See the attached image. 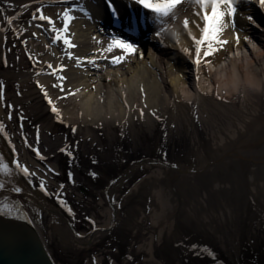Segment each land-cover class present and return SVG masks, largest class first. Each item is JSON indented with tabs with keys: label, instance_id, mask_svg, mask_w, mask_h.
Returning a JSON list of instances; mask_svg holds the SVG:
<instances>
[{
	"label": "bare ground",
	"instance_id": "bare-ground-1",
	"mask_svg": "<svg viewBox=\"0 0 264 264\" xmlns=\"http://www.w3.org/2000/svg\"><path fill=\"white\" fill-rule=\"evenodd\" d=\"M192 1L193 6L185 8L181 18L176 15L184 2L167 16L146 8L140 0H64L61 5L46 9L41 0H10L4 4V8L1 7V13L4 11L1 20L10 16L13 20L22 21L20 34L23 37H38L41 42L37 49L40 61L36 62L34 72L32 65L19 60L17 54L11 58L6 55L1 57L0 70H6V74L0 72V123L5 126V131L0 132V156L4 163L9 164L12 175L0 173V180L3 179L5 183L0 193L20 198L53 264L56 263L41 237L40 218L50 216L57 227L66 226L74 235L73 240L80 241L73 224L61 210L52 206L45 194L23 187V176L18 174L16 164L10 159L15 152L32 149L28 144L17 146L13 145L14 142L10 143L7 138L11 134L18 140L27 139L28 134L32 133L33 137H41L42 141L51 135L56 136V131L65 128L75 131L80 136V146L89 150L99 149L94 144L93 131H101V135L108 139L113 137L115 130L122 128L127 137V134L136 132L134 127L137 125L146 126L155 121L166 123V134L170 138L178 135L187 138L198 136L208 141L214 136L224 135L232 122L235 126L241 123L242 128L248 126V131L237 137L238 141L228 144L225 151L218 154L219 158L204 166L202 162L197 163L204 167L199 172H205L196 181L198 187L202 186L201 183H208L210 187L201 195V202H194L191 208L198 212L206 201L211 210L219 207L225 212L222 222L224 229H219L212 213H193L192 217L184 219L187 223L195 219V222L204 223V227L208 224L207 235L224 242L233 256L238 255L242 223H254V231L256 224H264V211L259 210L264 206V200L260 202L257 199L264 194V119L252 117L247 125L246 119L245 122L241 120L244 119L241 112L229 103L236 97L245 102L264 96V7L260 6L259 0H234L235 16L225 17L224 27L219 34V39L227 43L212 56H202L201 64L197 66L193 37L203 38L205 22L203 9L195 0ZM38 8L54 21L56 32L52 31L53 26L47 21L38 19ZM208 11L211 12L210 7ZM65 12L74 17L68 22L66 32ZM233 18L234 22L231 20ZM186 20L187 27L184 23ZM235 20L242 31H234ZM57 35L61 37L60 40L56 39ZM237 35L241 37L239 45L236 44ZM65 38L69 39V45L63 43ZM122 44L131 45V50L122 47ZM0 49L6 51L2 38ZM237 51L240 53L238 56L235 54ZM21 54L23 57L26 53L22 51ZM117 58L122 59L114 64L113 60ZM203 74L208 77L205 78ZM45 93L48 95L45 96ZM217 97L221 101H216ZM196 98L197 111L183 109L182 105ZM52 105H55L59 115L51 111ZM197 121L201 123V128H196ZM19 129L29 132L24 135ZM56 144L53 146L50 143L45 148L38 142L34 145L38 151L45 153L70 150L60 137ZM102 150H105L104 145ZM205 168L207 170L204 171ZM174 169L181 175L197 171L177 165ZM132 173L133 170L129 169L123 175ZM182 180L187 182V176H182ZM15 187H20L22 191L14 192ZM162 193H159L158 199L163 208L155 215L157 220L165 217L162 214L168 207L170 210L175 207L169 205L170 198L162 196ZM219 194L227 196L223 199L224 205L218 200ZM235 195L250 201L238 207L234 202ZM107 196L109 204L116 206L109 192ZM251 202L255 204L251 208L253 214L250 218L241 217V210L245 211ZM111 211V221L107 225L114 221L112 217L115 213L113 209ZM107 225L97 227L90 237L94 239L100 232L106 231ZM151 247L150 254H153ZM148 261L152 264L154 259Z\"/></svg>",
	"mask_w": 264,
	"mask_h": 264
},
{
	"label": "rangeland",
	"instance_id": "rangeland-1",
	"mask_svg": "<svg viewBox=\"0 0 264 264\" xmlns=\"http://www.w3.org/2000/svg\"><path fill=\"white\" fill-rule=\"evenodd\" d=\"M8 1L10 2L0 0V9L4 8ZM41 1H44L46 9L59 6L64 0ZM191 1L185 3V0H180L178 6L184 3L176 15L178 18L184 14L185 8L193 6ZM3 13L0 11V39H3L6 51L0 49V63L2 56L11 58L17 54L19 60L32 65L31 70L34 72L36 62L40 61L37 49L41 40L38 37H23L20 34L22 21L13 20L10 16L3 21L1 20ZM231 20L234 22V18ZM237 25L238 22L235 20L234 31H242ZM22 51L26 53L23 57ZM5 71H2L3 75ZM256 98L243 102L242 98L236 97L229 102L241 112L244 118L241 120L245 122L246 119L247 125L252 117L260 116L264 119V96ZM216 101L221 100L217 97ZM197 102L198 98L193 99L182 105L183 109L197 111ZM248 115L251 117L246 118ZM233 124L234 122L230 124L231 126L228 125L230 129L224 135L214 136L208 141L198 136L190 137L191 139L181 135L170 138L169 134H166L168 133L166 123L155 121L146 126L137 125L134 127L136 132L127 134V137L122 128L115 130L113 137L108 139L101 135V131H93L91 134H94V144L99 149L89 150L80 146L82 145L80 136L76 135L75 131L65 128L54 131L56 136L46 137L43 142L41 137L35 138L32 133L28 134L27 139L16 136L18 140H15L12 134L7 139L10 143L14 142L13 145L24 143L31 146L32 150L15 152L10 159L12 163L16 164L18 161L36 174L29 183L28 177L23 176L18 170V174L23 176L25 183L23 187H30L45 194L52 206L61 210L73 224L75 235L80 241L73 240L74 235H71L66 226L57 227L50 216H42L43 218L39 220L41 237L56 264H151L148 261L151 258L154 259L152 264H264V224L262 226L256 224L257 228L254 231V223H242L238 255L233 256L224 242L216 241L209 233V236L207 235L208 224L205 223L204 227V223L195 222V219L188 223L184 219L194 214L212 213L216 217L214 219L218 221L219 229H224L222 222L225 212L219 210V207L213 209L216 210L214 212L207 206V201L198 212L191 207L194 202H201V195L210 187L207 181L206 185L201 183L202 186L198 187L196 181L198 177L205 175V172L204 174L199 172V169L204 167L197 163L202 162L204 166L219 158L218 154L225 151L228 144L238 141L237 137L248 131V126L242 128L241 123H237L236 126ZM195 126L201 128V123L197 121ZM27 132L29 131L24 130L22 133L25 135ZM59 137L62 141L65 140L70 150L45 153L38 151L34 145L38 142L41 146L45 143L43 148L48 147L50 143L57 146L56 141ZM103 145L105 150H102ZM4 151L7 153L6 148ZM69 152L72 153L71 156L68 155ZM41 156L44 159H41ZM172 165L197 171L194 174L181 175ZM129 169L133 170V173L124 176L123 173ZM182 176H187L188 181L183 182ZM2 180L0 181L3 183ZM41 181L45 190H41L39 186ZM185 190L188 192L187 195ZM107 192L112 200L115 199L116 206L109 204ZM161 192L162 196L170 198L169 205L175 207L172 210L166 207L162 214L165 217L157 220L155 215L163 208L158 199ZM260 195L257 199L261 202L264 200V194ZM226 198L225 195H218L222 205L223 199ZM61 200L65 203L61 204ZM249 201L243 196L234 197L237 206L240 204L245 206ZM252 203L251 207L246 206L245 211L241 210V217L250 218L253 214L251 208L255 205ZM261 207L259 210L263 212L264 206ZM112 209L116 216L113 214L114 221L107 225L111 221ZM106 225V231L100 232L94 239L90 237L97 227ZM151 246L153 254H150Z\"/></svg>",
	"mask_w": 264,
	"mask_h": 264
},
{
	"label": "snow or ice",
	"instance_id": "snow-or-ice-1",
	"mask_svg": "<svg viewBox=\"0 0 264 264\" xmlns=\"http://www.w3.org/2000/svg\"><path fill=\"white\" fill-rule=\"evenodd\" d=\"M195 2L203 9V20L205 22V27L202 29L203 38L202 39H196L193 37V40L196 44L195 49V64L199 66L201 64V57H210L215 52L218 51L219 47L223 44H226L227 41H222L219 39V34L221 30L224 27L225 17H234L236 8L234 7V0H195ZM140 3H142L146 8H150L153 11L157 13H162L163 15L167 16L179 3L180 0H157V2H150V0H140ZM260 6L264 7V0H259ZM211 8V12L209 13L208 9ZM71 10H69L70 12ZM37 12L40 13L38 19L40 21H47L49 25H52V31L56 32L57 29L55 27L54 21L43 14L42 9H37ZM69 12H65V25L64 30L67 31L68 28V22L74 17L70 16ZM199 14V13H198ZM35 18V14H34ZM250 19V17H249ZM11 23V21H9ZM185 27L188 26V21L185 22ZM234 26V25H233ZM57 40H60L61 37L59 35L56 36ZM244 39H248L247 37H244ZM241 40V37L239 35L236 36V44L239 45ZM25 43H27L25 41ZM63 43L65 45H69L70 41L69 39L65 38L63 40ZM249 43L251 44V41L249 40ZM206 45V47H205ZM75 47V45H72ZM122 47L131 50V45H121ZM253 48H255V45H253ZM237 56L240 54L239 51L235 53ZM120 59L117 58L116 60H113V63H119ZM95 63V61H92ZM236 82V78L234 76V83ZM57 87H62L61 85H57ZM48 94L45 93V96ZM49 104L51 105L52 102L49 100ZM51 111L53 113H57V109L55 105H52ZM5 131V126L3 123H0V132ZM14 150V149H13ZM63 150V149H62ZM69 156L72 155L71 152L68 153ZM41 159H44L43 156H41ZM16 168L23 174V176L28 177L29 183L32 181V177H34L36 174L34 172H30L29 169L20 164L18 161L16 162ZM0 173H4L5 175H12V171L9 167V164L4 163L3 157L0 156ZM95 175V173H93ZM41 190H45V186L43 181L40 183ZM4 188V184L0 182V189ZM14 192H21L22 189L20 187L13 188ZM61 204H64L65 201L61 200ZM71 211V209H68ZM18 210L15 209L14 205L8 202V197H5L4 201H0V215L3 216H11L15 219H25L28 220L29 217L27 214L20 216V215H14ZM31 222V221H29Z\"/></svg>",
	"mask_w": 264,
	"mask_h": 264
},
{
	"label": "water",
	"instance_id": "water-1",
	"mask_svg": "<svg viewBox=\"0 0 264 264\" xmlns=\"http://www.w3.org/2000/svg\"><path fill=\"white\" fill-rule=\"evenodd\" d=\"M5 197L18 210L14 215L27 214L19 197L0 193V201ZM29 221L0 215V264H53Z\"/></svg>",
	"mask_w": 264,
	"mask_h": 264
}]
</instances>
